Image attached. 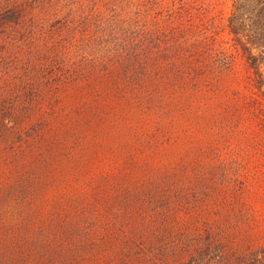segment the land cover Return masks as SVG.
I'll return each mask as SVG.
<instances>
[{"label":"rangeland","instance_id":"obj_1","mask_svg":"<svg viewBox=\"0 0 264 264\" xmlns=\"http://www.w3.org/2000/svg\"><path fill=\"white\" fill-rule=\"evenodd\" d=\"M59 3L0 0V264H264V0H196L206 44L134 73Z\"/></svg>","mask_w":264,"mask_h":264},{"label":"trees","instance_id":"obj_2","mask_svg":"<svg viewBox=\"0 0 264 264\" xmlns=\"http://www.w3.org/2000/svg\"><path fill=\"white\" fill-rule=\"evenodd\" d=\"M59 2L56 13L60 16L57 19L64 28H69L70 23L79 29L88 27L91 30L96 27L97 34L90 35L88 31L85 34L98 40L104 55L108 54L110 57L121 50L127 52L128 65L133 73L140 67L156 71L161 64L162 54L169 53L167 57H170L177 49L184 50L206 44L207 37L201 29L197 30L198 26L190 35L174 31L184 23L194 28L197 22L193 13L196 0H72L67 6L68 10L65 7L66 0ZM160 22L170 25V32L164 31L159 25ZM231 31L236 48H242V55L253 71L256 103L264 115V48L261 50L259 45L262 44H258L264 42V35L258 39L251 36L244 42L237 30ZM106 36L111 41H102L101 44L100 40ZM254 49L259 51L256 53ZM113 61L108 62L109 65L117 62ZM262 119L264 127V118Z\"/></svg>","mask_w":264,"mask_h":264}]
</instances>
